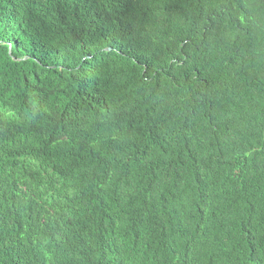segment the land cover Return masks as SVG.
<instances>
[{
	"label": "trees",
	"instance_id": "obj_1",
	"mask_svg": "<svg viewBox=\"0 0 264 264\" xmlns=\"http://www.w3.org/2000/svg\"><path fill=\"white\" fill-rule=\"evenodd\" d=\"M0 264H264V0H0Z\"/></svg>",
	"mask_w": 264,
	"mask_h": 264
}]
</instances>
